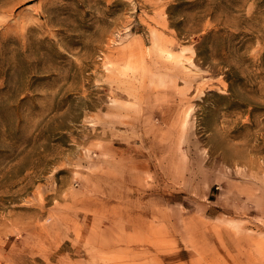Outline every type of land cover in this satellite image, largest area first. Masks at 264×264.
Returning a JSON list of instances; mask_svg holds the SVG:
<instances>
[{
    "label": "rangeland",
    "instance_id": "1",
    "mask_svg": "<svg viewBox=\"0 0 264 264\" xmlns=\"http://www.w3.org/2000/svg\"><path fill=\"white\" fill-rule=\"evenodd\" d=\"M0 264H264V0H0Z\"/></svg>",
    "mask_w": 264,
    "mask_h": 264
},
{
    "label": "bare ground",
    "instance_id": "2",
    "mask_svg": "<svg viewBox=\"0 0 264 264\" xmlns=\"http://www.w3.org/2000/svg\"><path fill=\"white\" fill-rule=\"evenodd\" d=\"M140 242V241H139Z\"/></svg>",
    "mask_w": 264,
    "mask_h": 264
}]
</instances>
